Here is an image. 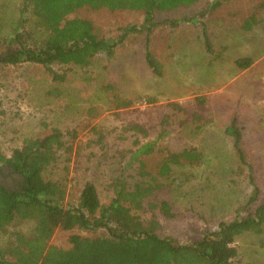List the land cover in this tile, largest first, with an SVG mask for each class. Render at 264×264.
Listing matches in <instances>:
<instances>
[{
	"label": "rangeland",
	"instance_id": "374dc122",
	"mask_svg": "<svg viewBox=\"0 0 264 264\" xmlns=\"http://www.w3.org/2000/svg\"><path fill=\"white\" fill-rule=\"evenodd\" d=\"M215 1L200 0L191 7L154 15L156 26L148 35V45L162 66V77L155 76L145 63L144 32L124 33L125 29H140L142 12L82 8L69 15L68 19L90 21L95 35L111 41L122 38V43L109 63L98 55L86 67L54 66V72L66 73L62 82L53 81L39 65L3 67L1 152L9 158L24 140L56 129L61 145L43 177L63 185L62 206L74 207L86 182L94 184L101 204L107 205L112 197L110 184L125 167L128 183L139 180L137 162H131L137 148L134 141L144 144L154 140L160 119L170 114L166 105L191 108L197 97L204 96L210 123L198 129L174 125L166 142L159 144L173 152L194 147L203 155L200 163L173 168L163 198L174 217H159L160 234L190 244L205 230L216 231L219 222L234 219L237 211L245 208L252 188L233 139L225 133L232 120L241 132V148L260 188L259 201L264 202V0H222L212 9ZM25 7L31 10L24 0H0V24L7 26L16 10ZM251 17L255 23L246 31L243 25ZM166 21L177 23L174 27L162 25ZM3 30L1 35L7 32L3 34ZM8 47L0 42V54ZM242 58L252 61L246 69L234 65ZM108 85L113 90L106 91ZM113 94L131 105L114 108ZM146 99L154 101L148 104ZM128 123L142 125L148 137L126 131ZM143 160L146 170L154 173L159 156ZM33 225L32 221L13 223L0 235V247L11 233L26 234ZM72 234L94 237L102 232L56 230L49 244L68 249ZM233 246L234 264H264V224L261 234L244 233Z\"/></svg>",
	"mask_w": 264,
	"mask_h": 264
},
{
	"label": "trees",
	"instance_id": "16d2710c",
	"mask_svg": "<svg viewBox=\"0 0 264 264\" xmlns=\"http://www.w3.org/2000/svg\"><path fill=\"white\" fill-rule=\"evenodd\" d=\"M200 0H24L31 10H16L15 17L3 27L0 42L8 49L0 54V70L5 66L31 63L43 67L53 81L62 82L66 73L54 72V66L86 67L89 61L102 55L109 63L122 38L111 41L94 34L90 21L80 18L68 19L75 11L88 8L106 9L110 12H142L144 22L140 29H125L124 33L143 31L145 34L144 60L151 72L163 76L161 64L151 53L148 35L153 27L154 15L180 7H191ZM216 0L212 9L221 5ZM31 23V24H30ZM177 21H166L171 27ZM253 17L245 21L248 31L254 25ZM32 25V27L28 26ZM29 28H28V27ZM15 45L16 48H11ZM206 47L209 44L206 41ZM251 59L234 61L239 69H246ZM106 91L113 87L106 86ZM114 108H127L131 102L113 94ZM153 103V99H146ZM170 114L164 115L152 142L137 146L131 162H137L139 180L130 184L125 179L126 167L117 175L110 187L112 197L107 205L100 202L93 183L86 182L74 207L64 208L63 185L44 179V171L55 162L57 148L61 145L60 132L49 129L43 137L23 141L19 151L6 157L0 150V171L9 167L20 175V184L6 189L0 186V235L13 223L32 221L31 230L24 234L16 231L10 234L6 244L0 247V264H234L235 239L244 233L261 234L264 224V202L259 201L253 169L248 164L241 148L242 135L236 120L225 129L233 139L239 162L248 170V181L252 188L244 209L237 211L234 219L221 221L216 231L205 230L200 239L190 244H179L174 238L161 235L159 217L172 219L174 214L165 197L169 191L168 181L173 168L182 164L200 163L202 153L194 147L173 152L159 147L166 142L174 125L196 129L210 123L211 118L204 96L197 97L191 108L179 104L166 105ZM126 131L147 138L149 133L140 124L128 123ZM159 156V162L152 173L146 170L143 159ZM243 211H245L244 214ZM56 230L102 232L99 236H69L68 249L49 244Z\"/></svg>",
	"mask_w": 264,
	"mask_h": 264
},
{
	"label": "flooded vegetation",
	"instance_id": "af4514ba",
	"mask_svg": "<svg viewBox=\"0 0 264 264\" xmlns=\"http://www.w3.org/2000/svg\"><path fill=\"white\" fill-rule=\"evenodd\" d=\"M21 177L9 167L0 171V186L6 189L14 188L20 184Z\"/></svg>",
	"mask_w": 264,
	"mask_h": 264
}]
</instances>
